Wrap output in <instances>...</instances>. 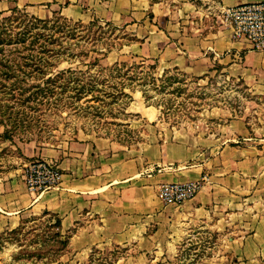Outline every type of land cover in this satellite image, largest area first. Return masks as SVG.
<instances>
[{"label": "crops", "instance_id": "0c3cea01", "mask_svg": "<svg viewBox=\"0 0 264 264\" xmlns=\"http://www.w3.org/2000/svg\"><path fill=\"white\" fill-rule=\"evenodd\" d=\"M204 1L215 16L222 9L264 2ZM207 13L194 7L192 15L181 19L185 24L187 18H200V23L190 29L171 25L179 32L170 34L177 41L167 38L156 57L159 63L193 77L217 67L241 81L264 105V51H253L248 43L213 30V24L205 25ZM254 114H246L251 119L207 121L206 128L190 132L157 133L139 147L106 138L73 140L52 149L27 145L25 156L56 162L63 181L58 189L40 193L27 189L24 170L0 178V237L22 219L47 211L61 220L63 232L76 229L71 246L86 254L94 247L138 239L152 224L180 219L184 229L204 221L230 227L239 233L235 239L242 256L264 257V107ZM204 176L209 181L200 193L180 207L166 206L158 197L163 184Z\"/></svg>", "mask_w": 264, "mask_h": 264}, {"label": "rangeland", "instance_id": "374dc122", "mask_svg": "<svg viewBox=\"0 0 264 264\" xmlns=\"http://www.w3.org/2000/svg\"><path fill=\"white\" fill-rule=\"evenodd\" d=\"M14 6L42 19H50L57 13L72 22L82 21L88 24L99 20L104 27L110 22L119 28L112 35V28H105V38H109L108 41H113L117 35L111 52L107 53L108 46L102 43L91 46L87 49L88 58H69V61L60 63L54 74L67 69L86 71V67L80 68L82 62L92 64L97 59L103 66H112L116 62L156 66L154 72L161 77L169 68L165 69L164 63H159V58L156 57L161 55L169 42L167 38L176 40L170 34L179 33L172 30L171 25L175 29H190L201 22L200 18L191 17L183 24V14L192 15L194 7H197L208 12L205 25L213 24V30H222L218 15L215 16L216 13L210 10L209 3L204 0H0V12L4 15H8V11ZM118 37L122 39L118 40ZM81 51L83 50H73L71 53L76 57ZM217 69L215 67L214 72L203 77L181 74L180 77L186 79V82L180 85L183 90L174 94H171L172 89L158 93L149 86L148 95L153 97L149 102L141 89L131 93L128 90L133 101L127 107L125 115L122 114L116 120L118 125L110 127L95 126L91 121L92 117L86 119L64 104L58 108L52 106L42 117L45 124L40 123L44 126L41 131L35 129L16 137L14 142L2 145L8 151L0 162V178L7 177L8 173L16 175L22 170L25 172L29 164L41 159H28L25 156V152L29 153L27 145L37 149H52L73 140L106 138L124 146L139 147L148 144L157 133L159 137L161 133L168 136L176 130L190 132L199 127L206 128L207 121L215 123L219 119H231V116L251 119L246 114L255 115V111L264 107L263 103H259L257 97L236 77L221 72L220 69L216 71ZM169 71L177 74L172 68ZM96 72V69L91 70L93 74ZM80 105L85 107L84 101ZM46 212L22 219L17 227L20 229L18 236L8 235L12 231L10 230L0 237H9L0 245V264H264V257L248 259L241 255L240 246L235 239L239 233L229 229L230 227L217 228L204 221L202 225L184 229L186 225L180 219L165 225L152 224L150 231L141 233L138 239L123 244L111 243L94 247L86 254L71 246L76 229L62 231L71 238L67 250L60 258L47 255L29 260L25 256L37 248L34 243H41V236L47 227L55 223V216L49 212L50 215H46ZM22 251L27 253L17 260L16 257Z\"/></svg>", "mask_w": 264, "mask_h": 264}, {"label": "trees", "instance_id": "16d2710c", "mask_svg": "<svg viewBox=\"0 0 264 264\" xmlns=\"http://www.w3.org/2000/svg\"><path fill=\"white\" fill-rule=\"evenodd\" d=\"M8 12V15L0 12V162L8 151L2 145L35 129L41 131L44 127L40 125L44 123L42 117L52 106L58 108L64 104L86 119L92 117L95 126L105 128L118 125L116 120L125 115L133 101L130 93L138 88L148 102L153 99L148 95L149 86L158 93L172 89L171 94H174L183 90L180 85L186 79L180 77L182 73L178 69H175L177 74L167 71L158 77L154 72L156 66L146 67L144 63L116 62L103 66L96 59L92 64L82 62L80 68L86 67V71L67 69L54 74L60 63L69 58H88L87 49L91 46L102 43L108 46L107 53L111 52L117 35L113 41H108L105 28H112L111 35L119 28L110 22L104 27L99 20L88 24L72 22L57 13L50 19H42L17 6ZM79 49L83 51L75 57L71 52ZM92 69L97 72L91 73ZM175 85L178 86L174 88ZM82 101L85 107L80 105ZM1 168L0 163V172ZM47 228L41 243L36 241L37 248L25 256L29 260L47 255L58 259L67 250L71 236L62 233L61 220L55 217V223ZM19 232L16 228L7 234L18 236ZM8 239L0 238V245ZM26 253L20 252L16 259Z\"/></svg>", "mask_w": 264, "mask_h": 264}, {"label": "built area", "instance_id": "2783aa9c", "mask_svg": "<svg viewBox=\"0 0 264 264\" xmlns=\"http://www.w3.org/2000/svg\"><path fill=\"white\" fill-rule=\"evenodd\" d=\"M217 19L231 40L246 42L253 51H264V2L222 9ZM24 181L29 191L43 193L58 189L63 173L52 161L39 159L26 167ZM208 181L204 176L199 181L163 184L158 197L166 206H180L193 200Z\"/></svg>", "mask_w": 264, "mask_h": 264}]
</instances>
